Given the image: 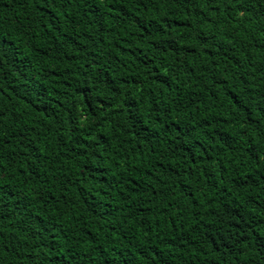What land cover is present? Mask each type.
<instances>
[{
  "label": "trees",
  "instance_id": "trees-1",
  "mask_svg": "<svg viewBox=\"0 0 264 264\" xmlns=\"http://www.w3.org/2000/svg\"><path fill=\"white\" fill-rule=\"evenodd\" d=\"M0 264H264V0H0Z\"/></svg>",
  "mask_w": 264,
  "mask_h": 264
}]
</instances>
